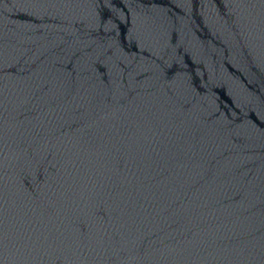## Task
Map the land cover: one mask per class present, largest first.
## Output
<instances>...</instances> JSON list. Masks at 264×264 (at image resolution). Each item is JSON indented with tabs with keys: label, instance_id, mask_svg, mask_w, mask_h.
I'll list each match as a JSON object with an SVG mask.
<instances>
[{
	"label": "water",
	"instance_id": "95a60500",
	"mask_svg": "<svg viewBox=\"0 0 264 264\" xmlns=\"http://www.w3.org/2000/svg\"><path fill=\"white\" fill-rule=\"evenodd\" d=\"M0 264H264V0H0Z\"/></svg>",
	"mask_w": 264,
	"mask_h": 264
}]
</instances>
